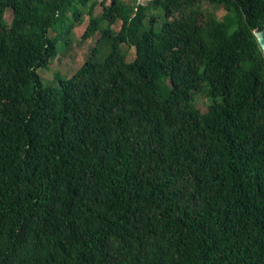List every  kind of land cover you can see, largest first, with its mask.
Wrapping results in <instances>:
<instances>
[{"label": "trees", "instance_id": "obj_1", "mask_svg": "<svg viewBox=\"0 0 264 264\" xmlns=\"http://www.w3.org/2000/svg\"><path fill=\"white\" fill-rule=\"evenodd\" d=\"M202 1L100 0L109 51L44 85L97 0H0V264H264V0Z\"/></svg>", "mask_w": 264, "mask_h": 264}, {"label": "rangeland", "instance_id": "obj_2", "mask_svg": "<svg viewBox=\"0 0 264 264\" xmlns=\"http://www.w3.org/2000/svg\"><path fill=\"white\" fill-rule=\"evenodd\" d=\"M112 0H107V3H111ZM126 7L130 10L138 4H147L152 0H121ZM103 6L100 4V0H97V3L94 7L93 13L85 14L81 18L82 20L78 23L74 24V27L69 32L66 40L61 36L59 37L57 50L58 54L55 58H51L48 61V65L42 67L40 69V74L42 77V81L44 85L56 84L58 83L57 76L61 75L63 77H71L75 71L85 62L86 59L94 57V49L97 46H101V51L108 52L109 51V43L105 45H100L99 39L101 38V32L97 30L92 36L85 39L83 37V33L87 29L90 24V19L92 17L99 18L102 15ZM188 12L196 15L199 18V21H204L206 17L209 15H215L219 19H223L224 16L229 12L224 6L216 5L210 3L206 0H203L200 3H195L192 7L188 9ZM71 16V14H68ZM13 16V10L11 8L7 9L4 19H5V28L9 27ZM177 16V14H174ZM124 20L123 12H118L116 16V20L113 24L109 25V28L112 30H119ZM150 23V18H147L146 24L147 26ZM8 25V26H7ZM106 26V24H104ZM50 34L56 36L58 32L50 31ZM236 43H240L242 41V34L239 31H236ZM122 50L127 55V60L132 61L135 58V48L128 46L126 44L122 45ZM98 52V50H96ZM95 51V52H96ZM100 51V50H99ZM195 99L193 101L194 106L201 112H205L209 110V105L211 103L210 98L207 96L206 92L202 89L195 91Z\"/></svg>", "mask_w": 264, "mask_h": 264}, {"label": "water", "instance_id": "obj_3", "mask_svg": "<svg viewBox=\"0 0 264 264\" xmlns=\"http://www.w3.org/2000/svg\"><path fill=\"white\" fill-rule=\"evenodd\" d=\"M254 34L264 52V27L260 30H254Z\"/></svg>", "mask_w": 264, "mask_h": 264}]
</instances>
